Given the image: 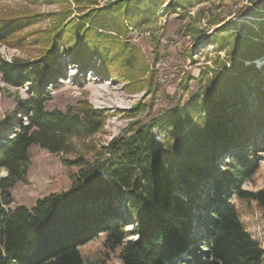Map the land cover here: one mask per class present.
Wrapping results in <instances>:
<instances>
[{
	"label": "trees",
	"instance_id": "1",
	"mask_svg": "<svg viewBox=\"0 0 264 264\" xmlns=\"http://www.w3.org/2000/svg\"><path fill=\"white\" fill-rule=\"evenodd\" d=\"M121 3L124 0L74 19L55 20L48 46L34 59H0L4 83L29 86V96L0 125V169L8 172L0 179V264H88L80 248L100 233L108 249L121 248L123 264H176L185 253V264H264V248L232 202L233 197L255 202L264 211V188H243L262 160V150L255 147L264 126V92L256 104L262 113L251 123L250 100L240 85L241 75L254 69V63L234 77L215 70L217 80L207 101L195 94L186 109L137 120L128 134L113 138L105 149L90 148L93 159L84 154L66 159L68 167L77 169L70 174L67 192L40 197L33 208H7L14 185L27 182L32 145L71 151V138L88 137L104 127L105 111L87 102L65 112L46 110L49 85L66 76L63 58L71 56L88 69L98 56L103 67L98 69L105 75L122 69L130 76L137 70L139 49L105 31L128 32ZM28 24L19 18L3 21L0 43L9 42ZM263 55L250 58L245 51L239 57L251 61ZM141 108L138 103L128 115L135 116ZM154 128L165 132L164 145L156 141ZM200 192L205 197L196 204ZM195 207L209 215H199L203 232L193 238L189 234ZM131 234L137 237L129 238Z\"/></svg>",
	"mask_w": 264,
	"mask_h": 264
},
{
	"label": "rangeland",
	"instance_id": "2",
	"mask_svg": "<svg viewBox=\"0 0 264 264\" xmlns=\"http://www.w3.org/2000/svg\"><path fill=\"white\" fill-rule=\"evenodd\" d=\"M114 1L119 0H0V24L12 18L29 22L9 42L0 43V59L40 56L48 46V32L55 20L74 19ZM120 7L128 32L105 31L139 49L137 70L131 74L134 81L122 69L120 73L107 75L100 72L103 67L98 56L92 58V67L88 69L74 63L71 56L64 57L66 76L49 85L51 99L46 110L65 112L87 102L105 111L104 127L91 136L71 138V151L50 152L39 144L32 145L27 182L14 185L13 202L7 208L21 205L33 208L40 197L67 192L71 186L70 174L77 169L68 167L66 159H76L80 154L93 159L94 151L90 148L105 149L113 138L128 134L137 120L147 122L168 109H186L195 94L207 101L212 83L217 80L215 70L227 71L234 77L254 63V69L249 68L241 75L240 85L250 100V122L262 113L256 104L264 92V55L251 61L239 55L245 51L250 58L264 54V0H124ZM142 65L145 69L139 70ZM28 89V85L17 88L0 79V125L8 112L29 96ZM138 103L143 105L142 110L130 117L131 108ZM259 134L255 149L262 150L258 151L262 156L261 165L252 179L243 184L250 191L264 188V126ZM153 135L164 145L163 130L154 128ZM218 165L224 169L222 161ZM7 174L4 168L0 169V179ZM201 194L196 204L204 199L205 194ZM232 202L246 229L264 248V211L255 202L239 201L235 197ZM193 209L195 217L189 235L196 238L203 232L199 215L209 214L201 207ZM171 219L177 224L185 221L180 222L175 216ZM136 237L131 234L129 238ZM120 251V247L108 249L101 233L80 248L88 264H123ZM187 259L185 253L176 264H185Z\"/></svg>",
	"mask_w": 264,
	"mask_h": 264
}]
</instances>
